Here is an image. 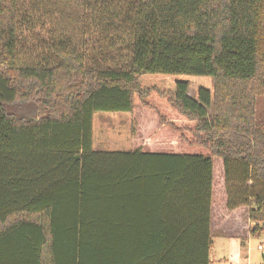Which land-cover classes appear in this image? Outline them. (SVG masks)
I'll return each instance as SVG.
<instances>
[{
	"label": "trees",
	"instance_id": "16d2710c",
	"mask_svg": "<svg viewBox=\"0 0 264 264\" xmlns=\"http://www.w3.org/2000/svg\"><path fill=\"white\" fill-rule=\"evenodd\" d=\"M81 6L88 58L47 30L24 60L45 22L0 0V264H210L213 232L264 233V0ZM97 112L132 116L133 146L95 150Z\"/></svg>",
	"mask_w": 264,
	"mask_h": 264
},
{
	"label": "rangeland",
	"instance_id": "374dc122",
	"mask_svg": "<svg viewBox=\"0 0 264 264\" xmlns=\"http://www.w3.org/2000/svg\"><path fill=\"white\" fill-rule=\"evenodd\" d=\"M82 0H24V6L28 11L35 9L45 22V27L37 28V31L28 32L25 49L22 58L29 60L42 55V47L36 48L37 52L28 50L32 41L30 38L36 32L39 37L47 39L53 31L57 38H71L76 48L86 58L91 55L93 46L92 36L82 34L79 29V18L84 14ZM77 19V21H76ZM40 31H39V30ZM35 33V34H36ZM82 47V49H81ZM41 48V49H40ZM77 48V49H78ZM85 48V49H84ZM84 51V52H83ZM189 81L187 94L196 98L197 90L204 88L213 90L214 81L208 76H183ZM5 109L25 118H34L35 109L32 103H15ZM255 115L258 121L264 125V94L256 95L254 103ZM211 114V109L208 110ZM132 116L128 113H100L93 115L92 143L96 150H127L131 144ZM136 140V139H135ZM264 241V233L248 234L246 237L229 236L228 234L212 233V245L210 250V264L217 261L219 264H264V248L259 250L257 246Z\"/></svg>",
	"mask_w": 264,
	"mask_h": 264
},
{
	"label": "crops",
	"instance_id": "0c3cea01",
	"mask_svg": "<svg viewBox=\"0 0 264 264\" xmlns=\"http://www.w3.org/2000/svg\"><path fill=\"white\" fill-rule=\"evenodd\" d=\"M94 148V147H93ZM96 150V149H95ZM245 228L246 229H249V227L251 226V223L248 221V219H247V215H246V213H245ZM214 262H217V261H214ZM213 262V263H214Z\"/></svg>",
	"mask_w": 264,
	"mask_h": 264
},
{
	"label": "built area",
	"instance_id": "2783aa9c",
	"mask_svg": "<svg viewBox=\"0 0 264 264\" xmlns=\"http://www.w3.org/2000/svg\"><path fill=\"white\" fill-rule=\"evenodd\" d=\"M257 248L259 249V250H262L263 248H264V241L261 243V244H259L258 246H257ZM212 264H219L218 262H214V263H212Z\"/></svg>",
	"mask_w": 264,
	"mask_h": 264
}]
</instances>
